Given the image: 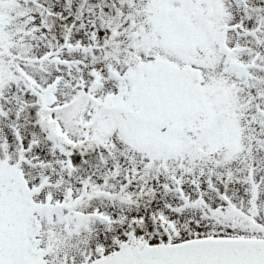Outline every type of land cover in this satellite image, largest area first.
Returning <instances> with one entry per match:
<instances>
[{
	"label": "snow or ice",
	"instance_id": "6c2138e0",
	"mask_svg": "<svg viewBox=\"0 0 264 264\" xmlns=\"http://www.w3.org/2000/svg\"><path fill=\"white\" fill-rule=\"evenodd\" d=\"M0 264H264V0H0Z\"/></svg>",
	"mask_w": 264,
	"mask_h": 264
}]
</instances>
